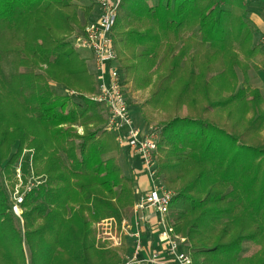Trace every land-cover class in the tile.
Wrapping results in <instances>:
<instances>
[{
    "label": "trees",
    "instance_id": "trees-1",
    "mask_svg": "<svg viewBox=\"0 0 264 264\" xmlns=\"http://www.w3.org/2000/svg\"><path fill=\"white\" fill-rule=\"evenodd\" d=\"M72 1L0 0V167L11 175L30 147L31 173L47 177L25 195L24 224L0 182V264H26V246L29 264L114 263L94 245L85 212L119 215L114 199L136 187V174L126 178L118 162L115 134L94 128L107 120L86 96L97 91L96 74L66 40L82 24ZM248 6L122 0L113 29L126 87H146L158 73L144 106L169 115L158 172L175 193L170 222L187 240L191 264H264V96L240 58L264 56V43L255 42ZM83 8L88 18L93 6ZM246 242L258 250L245 255Z\"/></svg>",
    "mask_w": 264,
    "mask_h": 264
},
{
    "label": "built area",
    "instance_id": "built-area-1",
    "mask_svg": "<svg viewBox=\"0 0 264 264\" xmlns=\"http://www.w3.org/2000/svg\"><path fill=\"white\" fill-rule=\"evenodd\" d=\"M101 4L100 16L87 25L84 32L74 36L73 45L77 50H88L95 61L97 91L93 100L104 105L108 111L107 129L117 135L119 145L127 147L131 153H138L145 169L148 172V191L139 190V197L135 205L137 220L140 226L142 221L149 219V215L156 214V227L160 229V241L168 246L169 257H161L158 252L151 253L147 261L151 264H191V256L183 247L185 238L177 236L174 227L169 221L170 203L175 195L157 179L158 128L144 132L136 126L130 114V107L125 93L124 78L119 66L117 50L113 39V27L118 14L119 0H99ZM18 179L23 181L21 170H18ZM41 181L32 174L31 180L24 190L15 191L11 198L13 211L18 215L22 208L25 195ZM17 188H19L17 186ZM16 188V189H17ZM137 237L140 231L136 232ZM134 233V234H135ZM137 251L133 261H137L143 246L138 241ZM139 262V261H138Z\"/></svg>",
    "mask_w": 264,
    "mask_h": 264
},
{
    "label": "rangeland",
    "instance_id": "rangeland-1",
    "mask_svg": "<svg viewBox=\"0 0 264 264\" xmlns=\"http://www.w3.org/2000/svg\"><path fill=\"white\" fill-rule=\"evenodd\" d=\"M121 1L122 0H119L118 11L120 8ZM155 2L156 0H149V3L151 5H153ZM72 3L79 6L77 15L82 24L80 25V27L77 26L75 31L69 36H67L66 40L69 43H72L71 46L74 48V50L80 53L82 58H85L87 60L90 72L95 75L96 65H95L93 56L90 55V51L77 50L73 45V39H74V36L77 35L78 33L84 32V30L88 27L87 25H89L90 22L95 21L98 18V16H100L101 4L99 0H73ZM89 5L90 6L92 5L93 9L90 13V16L87 18V15L85 14V10L83 7L89 6ZM257 36H258V33L256 34V37H255L256 43L259 42L260 40L258 38L259 40L257 41L256 39ZM263 36L264 34L261 35L260 38H262ZM263 41H264V38H263ZM197 49H198V46H197ZM206 54L207 53H204V55ZM260 54L261 53H258L256 58H253L252 60H247V58L244 57L243 53L241 54V57H240L241 60L246 61L250 64V68L248 70L249 77H250V73L255 74L257 73L259 69L262 70L264 68V60H263L264 56ZM117 56H118L119 66L121 70L123 71L124 69H123V66L121 65L118 51H117ZM220 63H221L220 60H217L215 63H213L212 65L213 68L214 69L218 68ZM7 70H9V67H7ZM235 70L238 76V84L239 86H241L244 83L243 69L241 66H236ZM198 72L200 71L198 70ZM123 78H125L126 80L125 74H123ZM157 78H158V73H154L153 82L150 85L143 87V88L136 89V90H132L131 84H127V87L125 88V93L127 96L129 107H130V114H131L132 120L134 124L138 126L139 128H141V130H143L144 132H147L150 129V127L152 130L153 128H158V130L160 131L163 125L165 124V121L169 118L168 113L165 112L164 110L155 109V108L149 107L148 105L144 106V103L151 96V92L153 91V87H154L153 83ZM49 83L52 85L53 89L57 93L61 95L73 94V96L76 97L75 98L76 100L78 101L81 100V99L79 100L78 94L75 93L76 91L75 92L74 90L69 91L65 86L53 80H50ZM250 83L253 87L258 88L251 82V79H250ZM96 84L98 85V81L95 82V85ZM97 85H96V88H97ZM95 93H96V90L92 93H86V96L89 97L91 100H93V95ZM100 107H101L100 112L102 115H104V118L107 120V122H105V124L100 125V126L94 125V128L97 129L100 127V128H103L109 131L107 129L108 115H109L108 111L104 105H101ZM140 107L144 109L143 112L147 111L148 118H144V116L141 114ZM187 113H188V109L187 107H184V110L181 115H187ZM78 133H81V134L83 133L82 126L78 127ZM115 138L118 143V150H117L116 155L118 157V162L120 166L123 167V171H124L123 174L128 179H132L133 178L132 175L136 174L134 178L136 180V187L134 190L131 191V195H130L129 190H127L126 192L121 190L120 192L124 193L122 194V199H120V201H117V199H114L117 202L118 206H122L119 208V211H120L119 215L113 214L111 216L105 215L100 218H93L90 215V212L86 211L85 216L90 221V228L93 234L94 245L98 249H105V250L111 251L110 255L112 256V259L115 260V262L112 264H140L138 261L132 260L134 256L133 254H135V252L138 250L137 249L138 241L140 240L141 244H143L142 241L144 237V233L142 230H139V229H136L135 231L133 230V226L136 225L135 221L137 220L135 205L137 202V198L139 197L138 183L140 181L139 179L140 177H138L137 174L139 171H141V173L147 176V178H149V176H148V172L145 169V163H143L141 156L138 153H134L133 155L129 148L120 146L117 140L116 132H115ZM15 150H16V145L13 147V151ZM33 154H34V149L30 147H26L19 161L15 164L14 168H12L11 175H8L6 171L4 170V168L0 167V182L2 183L4 189L8 191V193L10 194V198L15 191L17 192V190L19 191L24 190L27 183L31 180V177L33 174V172L31 173ZM18 170H21L23 181H20V179H18ZM157 176L158 177L156 180H158L159 183L161 182L163 184L161 180V175L159 174V172L157 173ZM45 179H47L45 175L39 176V180L44 181ZM17 186L19 188H17ZM129 199L131 203L129 202ZM11 201H12V198H11ZM19 210H20L19 215L16 212L14 213L16 214L17 217L21 219V221L24 224V220L22 217L24 209L19 208ZM169 221L173 223V219L171 218L170 214H169ZM137 230L140 231V234L138 237L135 233ZM183 244H184L183 247L187 249V242H183ZM245 247H246L245 255H251L252 253L257 251L259 248V246H257L256 244L252 242H246ZM24 252H25L26 264H29L30 263V252L27 246L24 247ZM141 264L143 263L141 262ZM146 264H149V262L147 261Z\"/></svg>",
    "mask_w": 264,
    "mask_h": 264
},
{
    "label": "crops",
    "instance_id": "crops-1",
    "mask_svg": "<svg viewBox=\"0 0 264 264\" xmlns=\"http://www.w3.org/2000/svg\"><path fill=\"white\" fill-rule=\"evenodd\" d=\"M249 1V17L251 22L257 27L258 36L257 41L263 42V38H260L261 35L264 34V1L262 0H248ZM259 38V39H258ZM262 40V41H261ZM259 72V73H258ZM251 82L257 86L264 95V68L259 69L257 73H250ZM137 173V172H136ZM140 173V174H139ZM138 177H140V181L138 183V190L148 191L150 185L148 183V178L141 171L138 172ZM156 214L152 216L149 215V219L146 221H142L140 226H133V230L136 229L142 230L144 233L143 237V250H141L139 256L137 257V261L141 264H146L147 258L150 257L151 253L158 252L161 257L168 258V246L160 241V229L156 227L157 222ZM167 247V248H166ZM134 255V254H133ZM134 258V257H133ZM151 264V263H149Z\"/></svg>",
    "mask_w": 264,
    "mask_h": 264
}]
</instances>
